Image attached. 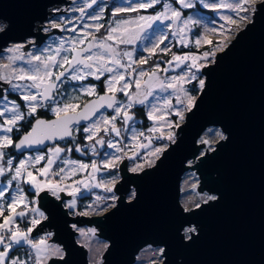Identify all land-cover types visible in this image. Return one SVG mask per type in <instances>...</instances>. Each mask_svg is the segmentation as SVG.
Wrapping results in <instances>:
<instances>
[{
  "label": "water",
  "instance_id": "95a60500",
  "mask_svg": "<svg viewBox=\"0 0 264 264\" xmlns=\"http://www.w3.org/2000/svg\"><path fill=\"white\" fill-rule=\"evenodd\" d=\"M68 2L0 0V22L5 24L0 30V51L11 42L34 38L35 42L23 46L27 49L30 43L41 44L47 34L61 32L53 27L42 33L40 24L49 18L50 8ZM202 74L205 86L196 106L187 111L175 143L169 142L155 165L132 172L126 159L119 163L114 207L99 215H73L63 205L69 195L60 192L57 199L46 189L36 194L46 218L30 235L50 230L48 241L59 243L64 251L62 257H50L42 264H90L73 224L94 226V233L108 241L100 264H134L136 253L146 244L162 249L161 262L150 264H264V0L256 3L251 20ZM0 83L7 88V83ZM106 94L111 95L92 97L77 111ZM101 109L112 111L106 106ZM39 119L52 121L56 116ZM82 122L87 121L78 124ZM207 127H218L224 139L200 153L204 143L198 139ZM68 138L54 136L43 144L25 145L22 151L46 149ZM188 169L199 178L198 190L214 195L215 200L202 201L199 208H184L180 183ZM131 189L134 193L128 201ZM191 225L196 231L188 239L183 229Z\"/></svg>",
  "mask_w": 264,
  "mask_h": 264
},
{
  "label": "snow or ice",
  "instance_id": "6c2138e0",
  "mask_svg": "<svg viewBox=\"0 0 264 264\" xmlns=\"http://www.w3.org/2000/svg\"><path fill=\"white\" fill-rule=\"evenodd\" d=\"M97 0H91V3H85L84 7H80L78 10L83 14L85 8H91L92 5L96 4ZM156 5H162V10L156 12L154 15H139L141 9L153 8ZM175 5H179L176 7ZM198 5H202L205 9L216 10L221 7L231 9L233 11L243 10L239 2L237 3H216L215 0H129L126 6L116 7L113 12V16L117 13H137L135 17L128 19H117L114 21L115 26H109L107 29V35L98 38L95 33H85V36H91V41H88L87 47H80V45L85 44L84 38H77L73 36L70 40L62 39L59 46L55 49H47L42 52L41 55H31L27 60L28 68H14L12 67V62L20 60L23 58V53L20 52V46H17L12 51L13 56L9 57V64L3 65V69H11L10 72H0V81L10 85V89L13 92H20V98L24 101L27 106L28 112L27 116L31 117L36 114L38 107L50 106L52 113L56 116L55 120L45 121L43 119H36L35 124L32 127V131L28 132L27 135L20 141V143L15 144L17 149H20L25 145L32 144H43L45 140L52 139L54 136L59 139H64L65 137H71L73 140V131L72 125L78 124L81 120L90 121L91 118L99 111L101 107H108L114 110L115 115L112 116H103L101 115L96 120L89 123L83 128L85 133H88L87 139L92 141L95 139V144H104L107 143L108 148L115 149V152H124V148L119 146L121 141H113L108 139L105 141L103 137L96 138L97 134L103 130L105 135L114 133L115 136L119 137L122 135L121 129L116 127L117 117H123V123L125 128L129 126V121H132L135 124L133 115L129 112V109H132L134 105H145L148 97L153 95V87H158L161 91H166L167 89H172V93L176 97V104L181 107L175 108L170 100L165 99L164 108L169 109L174 112L175 116L179 117L180 120H184L185 111L190 112L196 106V97L189 94V90L183 87L184 83L191 82L193 80L199 79L197 73L207 66V61L209 57L213 60L215 59L216 51H223L228 47V44L225 41H219L216 44H213V41L208 38L207 35H196L195 45L199 48L202 44L211 45L212 51H204L201 55H196L194 53L188 52L183 55H177L172 53V59L167 61L169 66L175 65L176 68H181V65L184 67L181 68V75L172 76L171 78L164 77L163 79L157 76V72L160 70L159 64H156L151 72H146L140 70L137 72L136 69H132V72H137V75L133 77L135 83V92H130L129 89L131 84L125 80V73L116 71L117 68H124L126 71L131 68L133 63H138L139 65H144L148 63V60L156 55L158 52H162L167 55L171 52L170 47H161L165 45V42L169 40V33L172 37L178 38V42L183 44L185 47H188L186 43L187 35L192 29L197 26L200 21L194 17L198 13L194 12L189 16H185L184 9H194ZM103 9H101L100 14L90 15L92 20H101ZM221 20H226L228 24L235 25L237 20L232 19L230 16H221ZM247 19L246 16H241L240 20L243 21ZM165 21H169L166 25L168 32H164L163 29L156 28L155 25L157 22L164 24ZM52 27H60V25L53 23ZM85 28L95 27L98 32L103 25H84ZM224 25L220 26V30L215 27L206 28L205 32L212 34L224 35ZM151 30L152 36L149 37L148 33ZM108 41H114L117 46L109 44ZM141 42L143 45V51L148 53L147 57H142L139 61L133 60L132 51H123L121 52L118 48V45H135L137 42ZM68 44V47H65V44ZM97 49V51H93ZM19 53V54H15ZM62 53H65L62 55ZM127 59L128 64H123L122 60ZM36 61L37 63H33ZM190 61L191 63H185ZM203 61V62H200ZM111 65V66H109ZM53 67L62 69L60 71H53ZM187 69V71H185ZM71 70V71H70ZM164 72L168 71V68L163 69ZM112 73V75L104 81L106 93H111V95L99 96L96 101H91L84 104V110L82 112L77 111L79 105L73 103L74 100H79V96H69L67 101L62 103L56 101L55 97L57 92L60 90V85L63 83V79L70 78L74 81H84L87 76H92L96 80H100V77L105 73ZM99 73V75L97 74ZM67 74V75H66ZM131 75V73H129ZM147 76V80L143 78ZM25 79L30 80V84H20L12 83L13 80L24 81ZM60 82V83H58ZM123 82V83H121ZM120 85V87H117ZM205 86V80L199 79V88L203 90ZM36 89V93L29 91L30 89ZM79 91L81 93H86L92 95L96 92V85H81ZM123 92L127 98L126 102H122L116 99V93ZM45 102H51V104L46 105ZM8 100L6 96H0V104L3 105L2 110H0V117L7 116L4 120V126L2 130L4 133H11L13 131V126L17 124L18 121L24 120L25 114L20 111V105L16 101H11V107L8 106ZM55 105V106H51ZM162 109L158 108L155 104H152L147 111L148 120L153 121V126L147 129L148 133H151V136L145 135L143 131H137L135 128L132 129L131 139L134 142H137L133 145L134 148H149L152 145L153 140H163L167 139L171 143H175V133L169 131L165 136L163 132L160 131V127L167 126L171 128L173 125L171 121L163 120V117L157 115L161 112ZM11 113L10 116L7 114ZM163 121V123L158 127L157 122ZM110 126V127H109ZM176 128L180 127V124L177 123L174 125ZM157 132H160V135H156ZM144 137L147 140V144L139 143V138ZM221 139H224L221 136ZM202 143H208V141H202ZM13 144V140L9 135L0 136V150ZM88 147V146H85ZM168 145H163L161 147H155L150 149V155L154 156L156 160H159L163 154L166 152ZM65 149L59 146L50 148L49 155L47 156V164L44 167L40 168L38 171L40 175L47 177L53 163L60 158V154L64 152ZM67 151H72L71 148ZM75 151L77 153H82L83 148L77 144L75 146ZM92 153L96 155L95 146H92ZM107 159L102 158L103 167L105 169L117 167V162L122 159L121 156L112 154H106ZM5 153L0 151V159H3ZM139 156L137 151L132 152V156L129 159H134ZM45 159L42 155L35 156L32 160L26 161L21 160L19 165L15 167V175L11 177V180H20L22 179V173L27 170V167L30 163H38L40 160ZM63 163L66 167H70L71 171L75 173L78 170H83L88 167L92 168V173H89V176L92 179H95V173L100 171V168L97 165V161L93 160L91 165L80 163L78 161H71L68 159L63 160ZM7 165L9 169L13 166V161L11 159L7 160ZM155 160H150L148 166H154ZM138 170H143V165H136L131 169L132 172H137ZM5 172L4 167L0 166V176ZM65 168H60L59 173H53L59 175L64 173ZM65 176H61L60 182H53L51 180L39 181L36 176L33 175L31 171H27V179L24 181L27 184H30L35 190L36 194L39 195L40 192L47 189L52 192L53 195L57 196L59 199V192H63L66 189L62 187V182L65 179ZM11 183V181H9ZM77 187L72 188L68 192L69 196L75 197L77 193H80L81 189L79 187V181L75 182ZM113 182H101L96 184H90L84 182L85 188L91 187H103L105 192L111 193L113 188L109 186ZM18 187V195L11 197V203L7 205L9 210V215L4 216V223L0 224V246L3 247V251H0V264H8V255L9 250L13 249L15 246H18L23 241L26 244L31 245L36 251L35 264H40L41 253L45 251V248L42 247L45 245V241L42 239L39 242V246L29 238V233L32 232V228H29L27 232L21 231L18 227L14 230L8 228L9 225L15 223L16 217H25L26 213L24 211H16V208L23 204L25 208H28L27 198L24 195L22 188ZM5 190H0V197H3ZM111 199L115 200L116 197L112 196ZM109 199V197L97 196V202H103ZM215 196H209L208 200H215ZM207 201H205L206 203ZM76 206L75 200L68 202L67 207L69 209ZM109 205H105L108 207ZM114 207V205H111ZM90 208L95 210L93 205H89ZM197 208L200 207L199 204L196 205ZM33 213H37L39 216L44 217V213L40 212L37 208H32ZM4 206L0 205V216L3 215ZM86 215L87 213H81ZM32 225L35 226L39 223L38 220L33 219L31 221ZM7 232H10V235H6ZM194 229L188 228L185 229L186 233L193 232ZM191 239L190 236L187 237ZM59 251V249H57ZM31 258V257H29ZM10 264H26V261H22L19 258H14L11 260Z\"/></svg>",
  "mask_w": 264,
  "mask_h": 264
},
{
  "label": "rangeland",
  "instance_id": "374dc122",
  "mask_svg": "<svg viewBox=\"0 0 264 264\" xmlns=\"http://www.w3.org/2000/svg\"><path fill=\"white\" fill-rule=\"evenodd\" d=\"M259 1L260 0H215L216 3H225V4H229V3L234 4V3L239 2L242 6V9H243L240 11H233V10L225 8V7H221V8H218L216 10L205 9L202 7V5H198L194 9H184L183 12H184L185 16H189L194 12L198 13V15L195 16L194 18L198 19L200 21V23L197 26H195L192 29V31L189 32L187 35L186 43L188 44V47H185L183 44H180L178 42V38L172 37L171 34L169 33V40L165 42V45H161V47L167 46V47L171 48V52H169L167 55H165L162 52H158L157 53L158 55L156 54V55L152 56L148 60L147 64L139 65L138 63H133L131 68L128 69L127 71L122 67L117 68L116 71L125 73V80L131 84V87L129 89L130 92L136 91L133 77H135L137 75V72L140 70H144L146 72H151V70L153 69V67L156 64H159V66H160V70L157 72V76L162 78V79L164 77L171 78L172 76L181 75L182 74L181 68L184 67L183 65H181V68H176L174 63L171 66H169L167 64V61H170L172 59V53H175L177 55H183L185 53L191 52V53H194L196 55H201L204 51H212L213 50L211 45H206V44H202L199 48H197V46L195 45V42H194L196 35H207L208 38L213 41V44H216L219 41H225V37H227V40L225 42L228 44L233 39L235 34L238 32V30L243 28L246 25V23H248L251 20L252 15H253V11L255 9V5ZM86 2L91 3V0H69L68 3H64V4L57 5L55 7L50 8L51 12H50L49 18L40 24L41 25L40 31L42 33L51 32L52 28H53L52 24L55 23V24L60 25V27H56V28L61 32L49 33L46 35L45 39L43 40V42L41 44L38 45L36 43H30L28 45L27 49H23V46L28 44L29 42H35L34 38H28L24 42H11L8 46H6L5 48H3V50L0 51V72L7 73V72L11 71V69H7V70L3 69V65L9 64V62H10L9 57L14 55V53L12 51H9V50L14 49L17 46H20V52L23 53V58L20 60H16V61L12 62V67L17 68V69L28 68L29 65L27 64V60L30 58L31 55H41L44 50L55 49L56 47L59 46L62 39L70 40L73 36H76L78 39L84 38L86 42H85V44L80 45V47H87L88 41H91L92 37L91 36H85V33H89V32L95 33V35L98 38H102V37L107 35V29L109 28V26H115L114 25L115 20H117V19H128V18L135 17L137 15V13H117L115 16H113V12L115 11V8L121 7V6H126L127 3L129 2V0H97V3L94 6H92L91 8H85L84 13L82 14L78 9L80 7H84ZM175 6L179 7V5H175ZM101 9H103V13H102L103 18L101 20H95L94 21V20L90 19V15L100 14ZM152 9H154L155 11L153 12ZM161 10H162V5H156L153 8L141 9L138 14L139 15H146V16L147 15H154L156 12H159ZM54 12H57V13H54ZM221 16H230L232 19L237 20V24H235V25L228 24L226 20L220 19ZM241 16H246L247 19H244L243 21H241L240 20ZM168 23H170V22L165 21L164 24H160L159 22H157L155 27L163 29L164 32H168L169 30L166 27V25ZM95 24H102L103 27L98 32L96 31L95 27H90V28L84 27V25H95ZM4 25H5L4 22H0V30H2L5 27ZM221 25L225 26V28L223 30L224 35L212 34L210 32H208V33L205 32V29L210 28V27H215L218 30H220ZM35 30H38V28H35ZM148 36L149 37L152 36L151 30L149 31ZM108 43L113 44L114 47L117 46L114 41H108ZM65 47L66 48L68 47L67 43L65 44ZM118 48L121 52H123L125 50L132 51L133 49H136V51L133 52V60L134 61H139V59H141L142 57L148 56V53L143 51V45L139 41L135 45L120 44V45H118ZM190 48H192L193 50H191ZM185 49H189V50H185ZM195 49H201V50L200 51H194ZM93 51H97V49H93ZM24 52L26 54H24ZM218 52H220V51H216V54ZM15 54H19V53H15ZM63 54H65V53H62V55ZM154 57L156 59H159V60L158 61H156V59L154 60L153 59ZM164 58H166V60ZM200 62H203V61H200ZM33 63H37V62L33 61ZM122 63L128 64L129 61L127 59H123ZM185 63H191V62L186 61ZM210 63H213V59L211 57H209V60L207 61V65ZM109 66H111V65H109ZM164 68H168V71L164 72L163 71ZM132 69H136L137 72H132ZM60 70H62V69H58L57 67H53L54 72L60 71ZM185 71H187V69H185ZM129 73H131V75H129ZM97 74L99 75V73H97ZM111 75H112V73L105 72L100 77V79H103L102 84H103L104 88H105L104 81L107 80ZM197 76L199 77V79L205 80V76H203L202 70H201V72L197 73ZM143 79L147 80V76H145ZM199 79L183 84V87L189 90V94L193 95L195 97H197V95L200 91ZM90 80H96V79L92 76H87L84 81H74V80H71L70 78L63 79V83H61V85H60V90L57 92L56 97H55L56 101L61 102L60 106H62V103L67 101V97L79 96L80 97L79 100L72 101L73 103H77L79 105L80 101L83 99L84 96H91L88 99H90L92 97H97L96 92L92 95H88L86 93H81L79 91L81 85H90V84L96 85V89H97L98 84L95 81L90 82ZM1 82H4V81H1ZM12 83L30 84L31 81L27 80V79H25L24 81L13 80ZM58 83H60V82H58ZM121 83H123V82H121ZM1 86H3V85L0 83V87ZM117 87H120V85H117ZM65 88H68V92L66 93V95L64 93ZM1 91H2L1 96L7 97V100L9 102L8 103L9 107H11L10 102L16 101V100L14 98L10 97L8 94L15 93L20 97V92L11 91L9 84L7 85V88L1 87ZM29 91L36 93L37 90L33 88V89H30ZM152 91H153V95L149 96L148 100L146 101V104L148 107H145V105H140V106H143L146 109V111H148V108H150L152 104H155L158 108H161L162 111L157 113V115H160L161 117H163V120L171 121L173 126L171 128H169L167 126L160 127V131L163 132L165 136L167 135V133L169 131L176 134L177 128L174 125L177 123H179L181 125L184 120H180L179 117L175 116L174 112H172L169 109L164 108L165 99L170 100L171 104L175 108L181 107L180 105L176 104V97L172 93V89H167L166 91H161L158 87H153ZM117 93L121 94V95H119L118 98L116 97L117 100H120L122 102L127 101V98L125 97L123 92H117ZM87 100L85 99L84 102H86ZM45 104L49 105V104H51V102H45ZM23 105H24V107H20V111L23 114H25V117H28L27 116L28 109H27V106L25 105L24 101H23ZM137 105H139V104H137ZM137 105H134V106H137ZM51 106H55V105H51ZM2 108H3V105L0 104V110H2ZM41 108H46L47 110H49L50 113H52L50 106H45V107H41ZM77 110H79V109H77ZM129 112L132 114L131 109H129ZM186 113H187V111H185L184 116L186 115ZM7 115L10 116L11 113H8ZM101 115L110 117L112 115H115V112L113 109H112V111L106 112V113L100 112V113L96 114L90 121L84 122V123H86L85 126H87L92 121L96 120ZM53 116L55 117L54 114H53ZM6 118H7V116L0 117V126H4V120ZM21 121L22 120L18 121L17 124L15 126H13V129L18 127L19 122H21ZM134 121H135V124H133L132 121H129V126L126 129L125 125L123 123V117L122 116L117 117L116 127L121 129V133H122L121 136L117 137V136H115L114 133H110L109 135H105L103 130H101L97 134V137H96V138L103 137V139L105 141H107L108 139H112L114 142L115 141H121L122 143L119 146L124 148V152H115V149L108 148L106 142L104 144H95V139H93L92 141H89L86 138L88 133L84 132L85 133V142H84V145L82 147L83 152L81 154H83L85 156L91 155L92 156V158H90L91 161L90 160L87 161L86 159H77V158L72 157L70 155L69 151H67V149L71 148V146L67 147L65 145H58V144L49 145L46 148V151H41V150L26 151L24 156L20 157V159H15L14 156H12L9 153V150H8L9 146L0 150V151H3L5 153V156L3 157V159H0V166L4 167V169H5L4 174L2 176H0V190H5L4 196L0 197V205L4 206V212L6 211L7 215H9V210L7 208V205L9 203H11V197L12 196L19 194L18 187H17L19 185V187L23 189L24 195L27 198L28 208L30 207V209H29L30 212H32L31 211L32 208H37V209H39L40 212L44 213V217H41L36 213L35 214L36 220H38L40 222L41 220L46 218L45 212L42 209L38 208V206H37L36 190L30 184H27L24 182L27 179V171H31L33 173V175L36 176L37 180L42 181V182L46 181V180H51L53 182H60L61 176H65L66 178L63 180L62 185H61L62 187H64L66 189L65 191L62 192L64 195H68V192H70L72 190V188L75 187L74 186L75 185L74 184L75 179L80 178V180H79V182H81L80 193H77V195L75 197L69 196L68 198L63 200V205L65 208L68 209V211H69V208L67 207L68 202L75 200L76 206L74 208H71V210L73 209L74 212L72 213L69 211L70 214L77 215V214H81V213L86 212L87 214L85 216H92V215L102 214V213L106 212L107 210H109L112 207L111 205H115L116 199L118 196L117 194H115L113 191H112L113 193L112 192L111 193L105 192L103 187L85 188L83 186L84 182H88L90 184H96V183L110 182L111 181L113 183L109 184V186H111L113 188L114 184L120 179L119 174H118V166L114 167V168L105 169L103 167L102 158L107 159L108 156L106 154L110 155L112 153H115V155L122 157V159L120 161H118L117 164L119 165V163L123 159H126L128 161V168L131 171V169L136 166V163L133 162V164H129V161L131 163H132V161H134V159H129V157L132 156L133 151H137L141 155L142 154L147 155L146 162H144V161H143V163L140 162L141 165H143V169H144L146 167H149L148 162L150 160L156 161L155 157L150 155V149L155 148V147H161L163 145L169 144V141L167 139H163L164 141L161 140L162 144H158V145L152 144V145H150L149 148H134L133 145L135 144V142L132 141V139H131L132 129L135 128L137 131H140L139 127L136 124L137 121L135 119H134ZM162 123H163V121L157 122L158 127ZM152 126H153V121H151V124H150V127H152ZM156 134H160V132H157ZM2 135H9L11 138L13 137L12 132L11 133H4L2 130V127H0V136H2ZM221 136L224 137V134L221 132V130L218 127H207L205 129V131L202 133V135L200 136V138L198 139V143H202V141H208V143H204V146H202V148L200 149V153H203L205 151H209V150L213 149L215 143L221 139ZM139 143L147 144V141L139 142ZM93 145L95 146V149H96V155H93V153H92V146ZM57 146L64 148L65 151L62 152L60 154V158L57 159L55 163H53V165L51 166V169L49 171V175L47 177L40 175L38 170L40 168L44 167L45 164H47V156L49 155V149L57 147ZM85 146H88V147H85ZM85 148L88 149L87 152L84 150ZM21 149H24V146H22ZM37 155H42L45 157V159L40 160L38 163H30L27 167V170L22 173V177H23L22 179L11 180V177L13 175H15V167L19 165L21 160L30 161ZM8 159H11L13 161V166L11 169H9V167L7 165ZM65 159H68L71 161H78L80 163H84L87 165H91L93 160H96L97 165L100 168V171L95 173V179H92V177L89 176V173H92V171H93L91 167H88V168L83 169V170H78L75 173H73L71 171V168L66 167L65 164L63 163V160H65ZM187 163L191 164L192 161H189ZM60 168H65V172L60 173L59 175L53 174V173H59ZM116 168H117V170H115ZM140 171L141 170H138L137 172H140ZM198 180H199V178H198L196 172L192 169H188L187 171H185L183 176H182L181 183H180L179 199H180V202L184 206L185 209H191L192 207L196 206L197 204L201 203L202 201L208 200L209 196H214L212 194H208L206 191H199L198 190V183H199ZM9 181H11V183H9ZM24 184L28 185V189L34 193L33 197H30L26 193V191L24 190ZM48 192L51 195H53L52 192H50V191H48ZM133 193L134 192L131 189V191L127 195L128 201L132 199ZM84 194H89L90 199L83 201V203H82L83 207L81 208V210L78 211V203H79L80 196H82ZM58 195L60 197V192L58 193ZM53 196L57 197L56 195H53ZM97 196L109 197V199H107L103 202H97L96 201ZM112 196H115L116 199L115 200L111 199L110 197H112ZM89 205H93L95 210H93V208H90ZM105 205H109V206L105 207ZM16 211L17 212H19V211L25 212L26 208L24 207L23 204H20L16 208ZM17 218L18 217L15 218V223H16ZM2 223H4V221ZM15 223L12 225H9L8 228L13 229V226L15 225ZM72 227L77 232V234H76L77 242L79 244L83 245L85 247V249H87L88 262L90 264H100V262L102 260V255H103V253H104V251L108 245V241L104 240L102 237H99L97 234H95V233H97V228L94 226H89V225L77 226V225L73 224ZM188 228L194 229L193 232L196 231V226H194V225L185 227L183 229V231H184L186 238L190 234V233L185 232V229H188ZM9 235H10V232H9ZM41 240L42 239H40V238L36 239L34 241V243L39 246V242ZM44 241H45V245L42 247L45 248V251H43L41 253L42 258H41L40 264L48 262L50 257H62L64 255L63 248H61L62 246L59 243L46 241V240H44ZM57 249H59V251H57ZM0 251H3V250H0ZM161 252H162V249L160 246H153L151 244H146L143 247H141L138 250V252L136 253L134 264H150V263L155 262V261L161 262V260H162ZM12 259H14V258H12ZM12 259H10V261ZM22 261H25V260H22Z\"/></svg>",
  "mask_w": 264,
  "mask_h": 264
},
{
  "label": "trees",
  "instance_id": "16d2710c",
  "mask_svg": "<svg viewBox=\"0 0 264 264\" xmlns=\"http://www.w3.org/2000/svg\"><path fill=\"white\" fill-rule=\"evenodd\" d=\"M191 50H193L192 48H190ZM185 50H189V49H185ZM201 49H195L194 51H200ZM158 55V54H157ZM161 55V54H160ZM154 60L156 59L155 57L153 58ZM166 60V58H164ZM159 59H156V61H158ZM162 61V60H161ZM160 61V62H161ZM163 62V61H162ZM161 62V63H162ZM103 79H100V80H90L91 81H95L98 85H97V89H98V92H103L105 90L104 86H103V82H102ZM68 92V88H65L64 89V93L66 95V93ZM10 97L14 98L17 103L20 105V107H24L23 105V100L15 93H11V94H8ZM121 95V94H120ZM89 97L91 96H84L83 99L80 101L79 103V108L82 106V104L84 103V100L88 99ZM131 112L133 114V117L134 119L137 121V126L139 127L140 131H146L147 132V129L150 127V124H151V121L148 120V117H147V111L146 109L143 107V106H140V105H137V106H134L132 109H131ZM54 117L52 113L49 112V110H47L46 108H41V107H38L37 108V112L35 115L31 116V117H26L24 120H22L21 122H19V125L18 127L14 128L13 131H12V139H13V144L10 145L8 148L9 150V153L14 156L15 159H20V157L24 156V154L26 153V151H22V149H17L15 147V144L16 142L18 141L19 138H21L25 133H27L30 128H31V125L33 123V121L37 118H45V119H50ZM73 131V129H72ZM73 137L75 138L74 140L69 137L68 139H65L56 144L58 145H65V146H71V149L72 151H70V155L74 158H77V159H86L87 161H91L90 158H92L91 155H83L81 153H77L75 151V146L77 144H79L81 147H83L84 145V142H85V133L83 131V128L79 129L77 132H73ZM164 141V140H163ZM164 143V142H163ZM86 152L88 151V149H84ZM41 151H46V149H42ZM129 164H131V162L129 161ZM117 170V168L115 169ZM24 190L26 191V193L30 196V197H33L34 196V193L32 191H30L28 189V185H25L24 184ZM113 193V192H112ZM90 199V195L89 194H84L82 196H80V199H79V203H78V211L81 210V208L83 207V201H86ZM70 212H74L73 209H69ZM7 215V212H3V215L0 216V224L4 221V216ZM21 220L20 217L17 218L16 222H19ZM0 250H2V248L0 247ZM12 258H19L20 260H25L27 261V258L25 256V247L23 244H20L18 246H15L13 249L9 250V255L7 257L8 261Z\"/></svg>",
  "mask_w": 264,
  "mask_h": 264
},
{
  "label": "built area",
  "instance_id": "2783aa9c",
  "mask_svg": "<svg viewBox=\"0 0 264 264\" xmlns=\"http://www.w3.org/2000/svg\"><path fill=\"white\" fill-rule=\"evenodd\" d=\"M143 132L147 136L152 135L151 133H148L146 131H143ZM156 135H160V134H156ZM144 141H147V140H145L144 137H140L138 142H144ZM135 143H137V142H135ZM152 144L158 145V144H162V143H161V140H153ZM146 158H147L146 154H142V155L139 154V156L137 158H134V161H132L131 164H133V162H134V163H136V165H138V164L141 165L140 162H142V163H143V161L146 162ZM79 180H80V178H77V179H75V182L79 181ZM75 182H74V184H75L74 186L77 187V184ZM79 187L81 188V183H80ZM29 209H30V207L26 208V211H25V213L27 212L26 216L21 218V220L19 222L15 223V225L13 226V230L18 227L21 231L27 232V230L29 228L33 229L38 224L37 223L35 226L32 225L31 221L33 219H36V216H35L36 213L30 212ZM5 234L9 235V232H7V230H6ZM51 237H52V231H43L42 233H39L37 236H31L29 233V238L33 241V243L36 239L40 238V239H44V240L48 241ZM23 245L25 247V256L27 258L26 264H35V258H36L35 249H33L31 247V245L26 244L24 242H23ZM0 247L3 248L2 246H0ZM29 257H31V258H29ZM9 264H10V262H9Z\"/></svg>",
  "mask_w": 264,
  "mask_h": 264
},
{
  "label": "flooded vegetation",
  "instance_id": "af4514ba",
  "mask_svg": "<svg viewBox=\"0 0 264 264\" xmlns=\"http://www.w3.org/2000/svg\"><path fill=\"white\" fill-rule=\"evenodd\" d=\"M152 11L154 12L155 10L154 9H152ZM104 92H106V90H104L103 92H98V89H96V95L98 96V95H100V94H102V93H104ZM116 95H117V98L119 97V95H120V93H116ZM79 109V108H78ZM100 112H108L107 110H105V109H101L100 111H99V113ZM85 124L86 123H84V122H82V123H80V124H73L71 127H72V129H73V132L75 133V132H77L79 129H81V128H84V126H85ZM63 142V141H62Z\"/></svg>",
  "mask_w": 264,
  "mask_h": 264
},
{
  "label": "crops",
  "instance_id": "0c3cea01",
  "mask_svg": "<svg viewBox=\"0 0 264 264\" xmlns=\"http://www.w3.org/2000/svg\"><path fill=\"white\" fill-rule=\"evenodd\" d=\"M21 244H23V241L21 242ZM3 250V249H2ZM9 262H11L10 260H9ZM9 262H8V264H9Z\"/></svg>",
  "mask_w": 264,
  "mask_h": 264
}]
</instances>
